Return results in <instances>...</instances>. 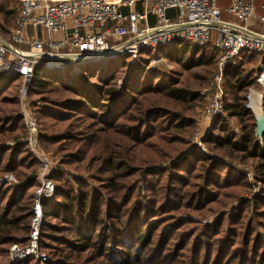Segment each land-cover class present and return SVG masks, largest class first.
Instances as JSON below:
<instances>
[{
    "label": "trees",
    "instance_id": "16d2710c",
    "mask_svg": "<svg viewBox=\"0 0 264 264\" xmlns=\"http://www.w3.org/2000/svg\"><path fill=\"white\" fill-rule=\"evenodd\" d=\"M17 13L0 2L2 37ZM213 37L203 46L176 40L145 47L136 60H96L77 73L35 67L27 95L37 140L60 155L48 176L53 190L39 199V248L50 255L45 264H264V146L245 103L264 55L241 50L225 66L223 113L202 139L206 151L186 149L203 96L149 66L160 53L186 69L211 67L219 56ZM20 82L18 75L0 73V264L10 244L27 242L40 185L38 159L22 141L27 129L18 111ZM208 150L252 165L260 195L241 199L250 189L245 173ZM6 172L16 184L1 179ZM232 200L240 202L228 225L224 216L202 226L190 217Z\"/></svg>",
    "mask_w": 264,
    "mask_h": 264
},
{
    "label": "built area",
    "instance_id": "2783aa9c",
    "mask_svg": "<svg viewBox=\"0 0 264 264\" xmlns=\"http://www.w3.org/2000/svg\"><path fill=\"white\" fill-rule=\"evenodd\" d=\"M17 0L15 26L4 38L0 35V73L18 75L21 82L18 97L20 113L28 132L30 146L37 143L38 128L27 104V88L37 66L46 70L78 68L81 63L126 56L136 60L145 47H160L183 40L194 46L210 42L218 48L217 69L213 77V90L207 94L198 125H209L223 113V70L241 50L264 55V0L261 14L256 15V0ZM139 5V6H138ZM174 11L173 16L168 10ZM229 18H221V15ZM153 22H150V17ZM254 19L259 30L248 24ZM43 30L47 38L30 34L28 28ZM256 84L264 103V63ZM247 95L249 101L250 93ZM205 134V133H204ZM200 126L190 138L191 145L203 146ZM263 141V140H262ZM261 141V142H262ZM264 144V141H263ZM39 156L40 182L36 189L34 216L26 243H15L9 249V262L32 258L31 264H45L49 256L39 248V228L42 221L39 199L50 195L53 184L48 178L54 162L48 155Z\"/></svg>",
    "mask_w": 264,
    "mask_h": 264
},
{
    "label": "rangeland",
    "instance_id": "374dc122",
    "mask_svg": "<svg viewBox=\"0 0 264 264\" xmlns=\"http://www.w3.org/2000/svg\"><path fill=\"white\" fill-rule=\"evenodd\" d=\"M245 1H248V0H245ZM0 2L4 3L5 5H8V7L11 8V9H13V8L16 9V7H17V0H0ZM217 5L224 7L226 5V3L222 2L221 0H219ZM221 18L223 19V18H225V16L222 14ZM215 38H216V33H214V37L212 38V40H215ZM165 46H167V45H165ZM93 61H96V60H92V61L81 63L79 67L81 68V66H84L85 64L93 62ZM215 65H216V67H215ZM215 65H213L211 67L199 66V67H194V68H191V69H186V68H183V67H181L179 65H176L174 63H171V62L167 61L166 59H164L161 56L160 53H154L153 56L151 57L150 62H149V66H151V67H156V68L164 70L166 72H170L171 75H173L174 81H175V83L178 86L185 87V88H188V89H191V90H195V91H199V93L203 96L201 106H199V107L196 106L195 107V113L196 114L194 116L195 117L194 127L192 128V130L190 131V133L186 137L187 142H188V146L186 148L187 150H190L191 147L194 146V145L201 148V146H199L197 144L191 145L190 138L193 136V133L195 132L196 127L200 126V130H201V124L198 125V120L202 116V111H203V108H204L203 105H205L206 96L214 88L213 77H214V73H215V71L217 69V62H216ZM79 67L78 68H74V69H70L71 67H69V69L72 70L74 73H77L79 71ZM63 70H65V69H57V70L50 69L48 71H51L52 73H58V74H62L63 75L64 74V72H62ZM121 82H122L121 79L117 81L118 84H121ZM250 90L251 91L252 90L253 91H260L261 88L259 87V85H257L255 83L252 87H250L246 91V93H245V103H246V105L248 103L247 95H248ZM253 91L250 93V96H249V102H250L249 104H251L253 106V108L256 109V107H259L261 103H260L259 98H256L258 94L256 92H253ZM32 101H33V99L29 98L28 95H27V101H25V102H26L29 110L31 111V114L33 113ZM36 102H37V104L39 106L42 105V103L40 101L37 100ZM18 105H19L18 106V111H19V114L21 115V113H20L21 101L19 100V97H18ZM178 105L179 104H175L174 107L178 108ZM223 105H224V102H223ZM262 107H263V110H264V103H263ZM21 117H22V115H21ZM23 123H24V121H23ZM252 123H253V118L251 117L250 120H248V125L251 126ZM211 124L209 125L208 131H210ZM230 124H231L232 128L235 131L239 130V126L237 125L238 123H237V121L234 118H232V120L230 121ZM24 126H25V124H24ZM25 130H26V126H25ZM208 131L203 135V137L208 133ZM40 133H42V132L39 131V135H40ZM43 134L46 135V136H49L50 132H43ZM22 137H21L22 141H25L27 143L28 151L36 159H38L39 167L37 169V173H38V171L40 169L39 156L42 155L41 153L48 155V157L51 159L52 163L54 162V167H56L55 165H58V162L60 161V155L58 153H56L53 148L45 149L43 147V145L40 143L39 139L37 140V143H36L35 146H30V144L27 141V138H28L27 130H26L25 136H22ZM21 138H20V141H21ZM263 141H264V138H263ZM263 141L261 142V144L264 146ZM8 143L14 144V142H12V141L8 142ZM203 146H204V144H203ZM204 147H206V146H204ZM208 152L210 154L214 155L215 157H218L220 159H224L225 161L230 163L231 166L234 167L236 170H239L242 173H245V176H246V178H247V180L249 182V185H250V189L247 190L242 195L241 199H252L253 196H259L260 195L262 183H261L260 180L256 179L255 170L252 167V165H250L249 163H240V162H238L237 159L228 158L227 156H222L221 154H217V153L211 152L209 150H208ZM156 166H158V164ZM1 179L3 181H9V182H12V183H15V184L18 181L14 177V175L12 173H10V172L3 173L1 175ZM239 202H240V200H232L225 207L218 208V209H213L211 212H209L206 215H200V214L194 212V213H190V217H191V219L193 221H196L197 223H199V225L202 226L204 224H209L211 222H215V221H217V219H219L220 217L224 216L225 223L228 225L230 223V221H231L232 215H234V213L236 211L235 208L239 205ZM35 204H36V199H35V203H34V208H35ZM41 213H42V209H41ZM179 215H180L179 217H185V216H187V213H180ZM43 219L44 218H43V213H42V221H41V225H40V228H39V244H40V229H41V226H42V223H43ZM31 222H32V219H31ZM31 222H30V225H31ZM29 230H30V228H29ZM28 233H29V231L25 235L26 236L25 238H27ZM13 244H15V243H12V244H10L8 246L7 254L2 257V262H4L5 264H10L11 263V262H9V256H8L9 254L8 253H9L10 247L13 246ZM41 251L47 253L44 250H41ZM48 256H49V259H48V261H49L50 260V255L48 254ZM18 262H22V261H18ZM18 262H15V263H18ZM31 263H33V262H30L29 264H31Z\"/></svg>",
    "mask_w": 264,
    "mask_h": 264
},
{
    "label": "water",
    "instance_id": "95a60500",
    "mask_svg": "<svg viewBox=\"0 0 264 264\" xmlns=\"http://www.w3.org/2000/svg\"><path fill=\"white\" fill-rule=\"evenodd\" d=\"M250 102L247 103V108H249L252 111L253 117H254V135L257 141L263 140L264 135V110L263 107L260 106L256 107V109L253 108Z\"/></svg>",
    "mask_w": 264,
    "mask_h": 264
},
{
    "label": "crops",
    "instance_id": "0c3cea01",
    "mask_svg": "<svg viewBox=\"0 0 264 264\" xmlns=\"http://www.w3.org/2000/svg\"><path fill=\"white\" fill-rule=\"evenodd\" d=\"M221 1H225V0H221ZM255 13H256V15L262 13V10H261L260 6L259 5H256V4H255ZM169 14L173 15L174 14V11L173 10H170V13ZM224 16H225V18H229L227 15H224ZM150 22L151 23L153 22V17L152 16L150 17ZM248 26L251 29H254V30H259L260 29V26L255 23L254 19H252V22L249 23ZM28 32L30 34H33L35 32L36 35L41 36V37H44V39L47 38V33H46V31H43V30H39V29L38 30H34L33 28L29 27L28 28ZM200 124H201L202 134L206 133L207 132V130H206L207 127H206L205 123L204 122H201Z\"/></svg>",
    "mask_w": 264,
    "mask_h": 264
},
{
    "label": "bare ground",
    "instance_id": "6f19581e",
    "mask_svg": "<svg viewBox=\"0 0 264 264\" xmlns=\"http://www.w3.org/2000/svg\"><path fill=\"white\" fill-rule=\"evenodd\" d=\"M256 98H259V95H257V97ZM259 100H260V98H259Z\"/></svg>",
    "mask_w": 264,
    "mask_h": 264
}]
</instances>
